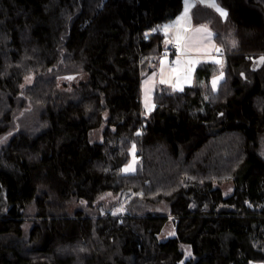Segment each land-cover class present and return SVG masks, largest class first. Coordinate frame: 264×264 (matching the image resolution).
Here are the masks:
<instances>
[{"label":"trees","instance_id":"1","mask_svg":"<svg viewBox=\"0 0 264 264\" xmlns=\"http://www.w3.org/2000/svg\"><path fill=\"white\" fill-rule=\"evenodd\" d=\"M218 1L223 62L145 113L184 0H0V264H264V0Z\"/></svg>","mask_w":264,"mask_h":264},{"label":"crops","instance_id":"2","mask_svg":"<svg viewBox=\"0 0 264 264\" xmlns=\"http://www.w3.org/2000/svg\"><path fill=\"white\" fill-rule=\"evenodd\" d=\"M189 2L192 6L187 8L186 16V6ZM212 2L213 0H184L182 11L172 20L174 23H172L168 28L169 31L166 33L168 46L172 43H177V36L181 38L180 42L177 43L179 47L174 54V57L177 58L178 56V58L174 60V57L171 58L164 55L159 59L157 64L151 63L152 69L145 72L142 80L143 106L146 99L150 106V102L154 100L156 87L161 83V80H165L167 83L173 85L176 69V64L174 65L173 63H176L178 59L186 62H195V69H197L201 62L212 59L222 60L219 56L223 54L220 53L222 45L216 40V33L208 26L209 23L213 22L212 18L208 15L211 13L219 15L215 8L211 6ZM215 4L226 11L218 0H215ZM197 10H199L202 16L200 20L195 17V11ZM220 17L222 18V16ZM201 28H206L207 32H198L197 29Z\"/></svg>","mask_w":264,"mask_h":264},{"label":"rangeland","instance_id":"3","mask_svg":"<svg viewBox=\"0 0 264 264\" xmlns=\"http://www.w3.org/2000/svg\"><path fill=\"white\" fill-rule=\"evenodd\" d=\"M212 15H216L213 14ZM213 22L209 23V27L212 29V31L214 33L217 32H221L224 34H227V32H229V35L231 33V29L229 28L228 25L224 26L222 25V21H221V17L219 15H216L212 18ZM172 23H174V21H168L165 22L162 26V29L165 33H167L169 31V27L172 25ZM167 29V30H165ZM222 58V62H223V54L219 55ZM176 57H174L175 60ZM178 58V56H177ZM176 58V59H177ZM189 62V61H188ZM186 61H182L179 60L175 63H173L174 65L176 64V69H175V74H174V79H173V86L175 88L178 89H182L187 85H193L195 84L197 81V69H195V62L192 64H189ZM197 62V60H196ZM192 68L193 70L191 71V73H189L188 69ZM145 74V72L143 73ZM224 77V71L223 68L222 70H219L218 72H216L211 79L212 85L213 87L216 89L218 87V85L220 84V81L223 79ZM81 77H78L75 79V81H77L78 79H80ZM176 79V81H175ZM175 81V82H174ZM215 81V86L213 84V82ZM154 104V105H153ZM155 106L154 100L150 102V106H149V102L146 99V102L144 104V108H145V113L149 112L150 110H152ZM137 164H138V155H137V148L136 145H133L130 148V158L129 161L126 162L123 165V172L125 174H130V173H134L137 170ZM131 168V171H125L126 169ZM227 185V184H226ZM224 185L226 190H229L230 188L228 186ZM123 199V198H122ZM121 199V200H122ZM122 204L120 205L119 208H117L116 212H121V213H147V212H164L165 210L160 206V205H156V204H152L150 202H146L144 200H142L141 197L135 196V195H131V196H127L123 199V201L121 202ZM171 229V232L173 230V226L172 224L169 225ZM252 264H263L262 262L259 261H252Z\"/></svg>","mask_w":264,"mask_h":264},{"label":"snow or ice","instance_id":"4","mask_svg":"<svg viewBox=\"0 0 264 264\" xmlns=\"http://www.w3.org/2000/svg\"><path fill=\"white\" fill-rule=\"evenodd\" d=\"M191 6H192L191 3L189 2V3L187 4V6H186V13H185L186 16H187V8H190ZM211 6L215 8V10L219 13L220 16H222V17H226V16H227V12L224 11L223 9L219 8V7L215 4V0H213ZM165 30H167V29H165ZM197 31H198V32H207V29H206V28H201V29H197ZM180 39H181V38H180L179 36H177V43L180 42ZM261 59L264 60V57H262ZM188 63H189V64H192V63H194V62L189 61ZM192 70H193V69L190 67V68L188 69L189 73H191ZM161 83H167V81H165V80H161ZM213 84H214V86H215V81L213 82ZM131 170H132V169L129 168V169H126L125 171H131Z\"/></svg>","mask_w":264,"mask_h":264},{"label":"water","instance_id":"5","mask_svg":"<svg viewBox=\"0 0 264 264\" xmlns=\"http://www.w3.org/2000/svg\"><path fill=\"white\" fill-rule=\"evenodd\" d=\"M264 57V54H260L258 56H256L251 63V69L256 71L261 69L264 66V60H262L261 58Z\"/></svg>","mask_w":264,"mask_h":264},{"label":"built area","instance_id":"6","mask_svg":"<svg viewBox=\"0 0 264 264\" xmlns=\"http://www.w3.org/2000/svg\"><path fill=\"white\" fill-rule=\"evenodd\" d=\"M178 47L179 45L177 43H172L171 45L167 46V48L164 51V54L173 58ZM222 52L223 50L221 49L220 53Z\"/></svg>","mask_w":264,"mask_h":264}]
</instances>
